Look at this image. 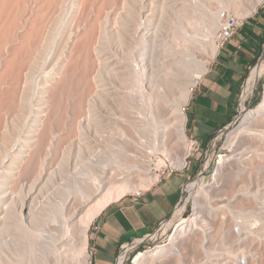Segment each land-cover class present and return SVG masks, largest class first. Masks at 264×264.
Segmentation results:
<instances>
[{
  "label": "bare ground",
  "instance_id": "6f19581e",
  "mask_svg": "<svg viewBox=\"0 0 264 264\" xmlns=\"http://www.w3.org/2000/svg\"><path fill=\"white\" fill-rule=\"evenodd\" d=\"M263 1L248 0V8L235 15L253 14ZM230 6L236 8L234 2ZM30 7L37 8L39 13L31 23V31L25 33L20 26L24 20H20L19 10ZM197 7L206 22L210 41L221 12L213 0H0V12L12 11L0 41V62L7 71L0 85L11 76L3 92L0 91V264H91L92 248L87 251L91 222L113 201L131 192H136L132 196L137 198L145 188L160 181V171H151L149 161L137 154L141 150L134 143L131 147L135 149L130 147L131 141L127 135L123 137L124 132L119 139H123V146L116 147L121 151L117 149V155L112 153L113 159L105 158L108 152H100L104 157L97 155L101 149L97 147L99 140L109 131V139L113 138L112 134L117 136L113 131L120 132L119 125L130 134L136 118L149 116L154 122V138L158 128L164 129V133L172 131L162 152L169 157L167 165L173 172L184 170L186 158L197 145L185 133L184 107L198 83L193 70L201 75L207 68L206 63L196 60L200 41L195 37L185 38L190 42L185 43L187 59H169L166 47L175 26L184 30L192 27L189 18ZM25 36L28 53L21 61L18 47ZM209 45L213 58L224 44L218 47L210 41ZM48 61L49 74L37 80L35 73ZM263 71L264 56L246 78L240 106ZM34 88L39 108L32 124L24 125L20 117L31 108L29 94ZM181 103L185 106L181 107ZM262 111L263 105L246 114L244 120ZM9 112L14 115L8 116ZM83 121L92 125L94 138L83 133ZM259 126L264 128V121ZM258 131V134L244 132L247 136L242 141L249 152H253L250 148L253 142L264 151V137L260 134L263 130ZM224 132L225 129L216 142ZM229 138L227 145H231L233 137ZM75 141L76 145L83 142L80 144L96 147L93 150L83 147L82 151L78 145L76 153L71 155L74 159L65 156V152L60 156L62 143L68 144L70 153ZM150 145L156 147L155 140ZM95 150L96 154H92ZM114 161L118 165L110 166ZM164 164L159 160L157 165ZM219 164L223 167L224 162ZM118 170H123L125 176L117 177ZM204 184L203 176L199 175L184 187L190 190L198 186L196 189L206 197V191L214 190L215 185ZM242 193L249 200L255 196ZM186 202L184 199L172 217L147 239L157 242L168 234L169 225L176 224L168 244L148 247L142 252L131 250L133 263L153 264L163 260L165 264H180L188 257L185 261L189 264H208L204 259L207 251L201 249L208 244L204 240L207 234L196 223L202 213L215 212L219 216L220 210L204 201L203 205L197 203L198 211L186 219L181 216ZM215 215L216 231L222 234L225 217ZM235 215V224L237 219L245 218L242 211ZM242 220L238 223L241 228L245 224V219ZM231 254L230 259L236 256Z\"/></svg>",
  "mask_w": 264,
  "mask_h": 264
},
{
  "label": "rangeland",
  "instance_id": "374dc122",
  "mask_svg": "<svg viewBox=\"0 0 264 264\" xmlns=\"http://www.w3.org/2000/svg\"><path fill=\"white\" fill-rule=\"evenodd\" d=\"M247 1L248 0H224L220 2L219 0V2H217V0H213V2H216L218 11L222 9H226V10L228 9L229 12L233 14H236L237 11L241 13L243 11L242 9L248 8L249 4ZM232 2L235 3L236 8H234L233 6H230ZM259 7L260 5L257 7V9H259ZM12 8L14 11L15 8L14 7ZM195 11L196 12L193 13L192 16L189 18L190 24L192 25L191 28L188 27V29L185 28L184 30L180 26H175L176 31L173 32L172 39L167 42V47H166L167 57L169 59H175L178 57H181V58L184 57V59H187L189 56H187L188 54L185 53L186 51L185 43L188 44L190 42L186 41L185 38L191 35L195 37L197 41H200L199 50L195 54L196 60L199 62L206 63V68H208L212 60V58H210L209 43L210 41L214 43V40L212 37L211 38L212 40L209 41L210 36L207 35V32H206L207 31L206 22L199 15V12H200L199 8L198 7L195 8ZM0 13H1L0 14V41H2L4 38V34L6 31L8 22H9L8 20L12 14V11H9L6 14L3 12H0ZM38 13H39V10L37 8H31V7L29 9H25L22 12L21 10H19V14L21 18L20 20H24L20 23V26L25 33L31 31V27H30L31 23L34 21V18L37 16ZM248 16L249 15L242 16V17L246 18ZM26 36L23 39L22 45L18 47L19 51L17 50L18 55L21 58V61L25 59V56L28 53V42H26ZM3 64H4L3 62L2 63L0 62V82L2 81V78L7 74L5 64L4 65ZM25 67L27 69L28 66L26 65ZM49 68L50 67H49V61H48L45 66H42L41 69L37 70V72L35 73L36 79L37 80L40 79L43 74L45 75L49 74L50 72ZM192 69H195L194 66H192ZM192 74L195 75L194 79L197 81H199L203 75V74L199 75V72H196L194 70ZM10 78L11 76L6 77V79L4 80V84L0 85L1 92H3L5 86H7L5 83L10 82ZM255 85H256V89L253 95L250 94L247 97V99L244 102V105L238 106L235 112V116L233 117L232 121L229 123L230 124L229 127L225 129L224 135H222V137L216 142V144L212 145L207 150V152H205L206 147L198 148V146L195 145L194 148L190 151V155L186 158V166L184 170L187 169L189 178L185 185L196 181V179L199 177L197 174L200 171V175L203 176V180L205 183L204 185L207 184L208 185L207 187H209V186H213L214 184L215 188L212 191L211 190L206 191L208 194L205 197L204 194H202L200 191L196 189L198 188V186H195V188L190 189V190L187 189L186 187H183V192L181 195L182 196L181 202H183L184 199L187 200L186 210H184L185 211L184 217L189 218L190 216H192L196 211H198L197 209L199 207L197 208V203H201L203 205L204 201L205 202L207 201V205L209 207H212L215 209L217 208L218 210L222 212V213L220 211L217 212L219 213V216L215 215L216 214L215 212L212 215L208 213H202L201 220L197 221L196 223L197 228L200 231H205L207 234V237L204 238V240L205 241L208 240V244L203 245L201 249L203 251H207V253H204V256H205L204 259L208 261V264H238V260L241 258H245V264H264V256H263L264 254V213L259 214L255 212V207L258 204V202L264 201V159H263L264 151L260 149L257 145H255V143L253 142L250 147L251 149H253V152H249L248 148H245L246 144H243V141H242L245 138L244 136H247L244 133L246 131H249L250 133L258 134L259 133L258 130H263V133H260V134L261 136L264 137V128L259 126L261 122L264 121V75L258 79L257 83L254 84L251 90V93ZM30 91L31 92L29 95L31 97L30 99L31 101H29V103L31 102L30 104L31 108L25 111V113H23V116L20 117V118L23 117L21 121L22 123L24 122L23 123L24 125L32 124L31 121L35 120L33 117L36 114L35 113L36 109L39 108L36 106L37 99L35 97L36 95L35 88ZM183 104L184 103H181V107L185 106V104L184 105ZM261 105H263V111L260 112L258 116H254L250 120L249 118L247 120H244L246 114H248L251 111H256L258 107H260ZM9 115H14V113L9 112L8 116ZM89 119L91 122L92 119L91 118ZM135 121H136L134 124L135 128L133 127L132 131H130V134L128 133V131L126 132L124 129L122 130L124 126H121V125H119L120 127L118 126L121 130L120 131L121 135H119L120 132L113 131V133H115L117 136H114L112 134L113 138L109 139L108 135H110L109 133L110 131L106 132L107 135L103 133V135H105L104 139L101 140L102 143L99 140L101 144L99 143V146H97L101 148V149L98 148L99 153L101 151L103 152L102 154L108 152V154H104L105 158L112 157L113 159L114 152L117 155L118 152L121 151L120 148L123 146L122 145L123 139L120 141L119 139L122 138V133L124 132L123 134L125 135H123V137L127 135L128 137L127 136L126 137L130 139L131 141L130 147L134 143L133 145H135L136 147L139 148V150H141L137 154L141 157H145L149 161V168L151 169L152 172H155V169L157 168L156 165L158 164L159 160H162L163 163H166V164L169 163L168 162L169 157L166 156L162 151H163V147H165L169 139H171V135L173 134V132L167 131V133H164L165 131L164 129L158 128L156 130V134L154 138V135L152 133L154 122L151 121V118L149 116L146 119L136 118ZM84 123L82 124L83 133L86 132L84 133L86 134L85 136L88 137L89 135L90 139L94 138L93 136L95 135V133H94V130L90 127L91 124L89 125V123L88 124H86V122ZM134 129H135V132H134ZM231 132H233L234 134ZM128 134L130 135V137ZM228 136L233 137L231 138L232 139L231 145H227L228 143L227 139L229 138ZM254 138L258 139V137L256 136ZM153 140H155V144H156L155 145L156 147L154 148L151 147L150 145L151 141ZM115 141L121 142L120 143L121 145L115 144ZM80 143H83V142H80ZM80 143H78V145L80 146V149L82 148V151L84 150L83 147L84 148L88 147V149L92 148V150L94 147H96L94 144H90L89 146L86 144H83L84 145L83 146ZM105 143H107V145H110V146L112 145L111 147L113 148H111L110 146L107 147ZM74 144L75 145L72 147V150L69 153L67 152L69 151V148L66 147V145L68 144H66V142H63L61 145L62 148L58 150V151L62 150L60 153V156L61 154L63 155V153L65 152L67 154V155L65 154V156L72 157L71 155L76 153L77 151L76 149H78L79 147L78 145H76V141ZM102 145L106 147L102 148L103 147ZM117 145L118 147L120 146L121 147L118 149L116 148ZM74 147H76L75 150H74ZM131 148L133 150L135 149V147L134 148L131 147ZM116 150L118 152H116ZM58 153L59 152H57V154ZM99 153L97 155H101V153L100 154ZM109 153H111L110 154L111 156L109 155ZM83 154L85 155L86 153H83ZM92 154H96V150L95 152H92ZM220 156H223V159H221ZM74 158L75 157L73 156L72 159ZM120 160L121 159L117 161L119 162ZM53 162L55 163L56 161H53ZM116 162L114 161L113 164H109V165L110 166L118 165ZM219 162H224L223 167H221V164H219ZM54 163H52L53 164L52 167L56 168L55 167L56 165ZM219 169H221V172L219 171ZM119 171L120 170H118L117 177H121V178L124 177L126 173L124 172L125 173L124 174L122 172L123 170L120 171V173ZM215 173L217 175H215ZM123 174L124 176H122ZM74 183L75 182L73 180L69 185H71L72 187ZM241 189L244 191H241ZM143 190L144 189H141L139 191H143ZM242 192L254 193L255 196L253 199L251 198L249 200V199H246L247 197H245L244 193ZM135 193L136 192H131V193H128L127 195L129 196L130 194H135ZM246 209H249L250 211H247ZM237 211H240V212L242 211V213L245 214L243 215L245 216L244 218L245 221H243L244 220L243 217H242L243 220L237 219L238 221L242 220L243 223L245 222V224L243 225L244 228L243 227L238 228L240 230L237 229L236 231L234 230V228L236 227L235 218L237 217V215L235 214L237 213ZM213 215H215L218 218L221 215H223L221 216L222 218L225 217V219L223 218V220L225 221L222 222V224L224 225L221 224V228H223L222 234L217 233L216 231L217 218L214 219L215 217H213ZM175 225H169L168 230H167L168 234L158 238L157 242L156 240L144 241L140 245V247L137 249L138 250L137 252H142L144 249H147L148 247H154L158 244L167 245L169 242L170 235H172V233L175 232V228H174ZM242 230L243 232H241ZM213 233L215 234V236H211L213 235ZM220 235H221V238L220 237L218 238V236ZM211 237L212 238L215 237V239L214 238L212 239ZM87 251L89 253L88 245H87ZM230 252L236 256L230 259L229 258L230 257L229 255L231 254ZM132 258H133V254L130 255V263L136 264L135 261L134 263L131 261ZM187 258L188 257H185L184 261L181 262L180 264H189L188 261H185L187 260ZM153 264H165V261L162 260L161 262H156V263L153 262Z\"/></svg>",
  "mask_w": 264,
  "mask_h": 264
},
{
  "label": "crops",
  "instance_id": "0c3cea01",
  "mask_svg": "<svg viewBox=\"0 0 264 264\" xmlns=\"http://www.w3.org/2000/svg\"><path fill=\"white\" fill-rule=\"evenodd\" d=\"M264 1L246 17L235 35L217 50L187 104L185 133L198 148L235 116L240 85L263 56ZM189 178L187 169L147 187L134 200L125 195L106 206L87 232L91 264H115L120 246L151 233L168 219Z\"/></svg>",
  "mask_w": 264,
  "mask_h": 264
},
{
  "label": "built area",
  "instance_id": "2783aa9c",
  "mask_svg": "<svg viewBox=\"0 0 264 264\" xmlns=\"http://www.w3.org/2000/svg\"><path fill=\"white\" fill-rule=\"evenodd\" d=\"M245 17H239L231 12H229L226 9H222L221 12L219 13V15H217V27L216 30L214 32L213 35V40L215 44H218V47L220 44H225L228 40H230L236 33V31L242 26L243 21H244ZM263 56H264V47H263ZM262 56V57H263ZM262 57L259 58L258 62H256L250 69L248 72V75L250 74V72L255 69V67L260 63V61L262 60ZM264 75V71L262 72V75L260 76V78ZM246 76V78H247ZM246 78L244 79V81L242 82V84L240 85V89H239V95H238V99H237V107L240 106L241 103V94H242V90H243V85L246 81ZM257 83V82H256ZM256 89V85L251 93V95H253L254 91ZM244 104V102H243ZM185 110H187V106L184 107ZM230 124H228L227 126L219 129L216 131L214 137L210 140L209 144L207 145L205 152H207V150L210 148V146H212V144H214L216 142V140L218 139V135L220 134L221 131H224V129L228 128ZM196 141V140H194ZM156 169L155 170H159L160 171V182L162 180H165L167 178H169L170 176L176 174V172H173L172 169H170V165L164 164L162 166H158L156 165ZM198 176L200 175V171L197 174ZM183 189L181 191V195H182ZM134 200H136V195L131 196ZM181 199L182 196L180 198V200L178 201V203L176 204L173 213L175 212V209L177 208V206H179V204L181 203ZM186 210V208H185ZM255 212L257 213H264V201H259L258 204L255 207ZM173 213L171 214V216L168 219L162 220L159 222L158 226L149 234H147L146 236H144L141 239L129 242V243H125L122 244L120 246V251L117 255L115 264H132L130 263V255H131V250H135L138 249L140 247V245L146 241L150 236H152L157 230L160 229V227L167 221L169 220ZM184 213L185 211L182 213V217H184ZM187 218V217H185ZM183 218V219H185ZM240 221H238L239 223ZM238 223L236 224V227L234 228V230L237 231L238 228H241ZM244 225V224H243ZM243 227V226H242ZM148 241V240H147ZM129 247V250L126 251L125 249ZM144 250H148L144 249ZM238 264H245V258H241L238 260Z\"/></svg>",
  "mask_w": 264,
  "mask_h": 264
}]
</instances>
